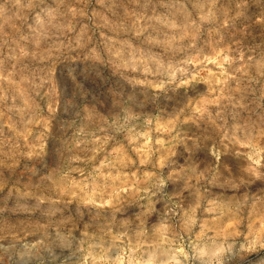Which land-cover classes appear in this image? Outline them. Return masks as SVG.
Returning a JSON list of instances; mask_svg holds the SVG:
<instances>
[{
    "label": "rangeland",
    "instance_id": "obj_1",
    "mask_svg": "<svg viewBox=\"0 0 264 264\" xmlns=\"http://www.w3.org/2000/svg\"><path fill=\"white\" fill-rule=\"evenodd\" d=\"M0 264H264V0H0Z\"/></svg>",
    "mask_w": 264,
    "mask_h": 264
}]
</instances>
